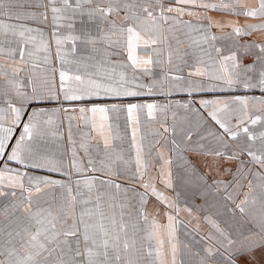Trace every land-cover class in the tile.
Segmentation results:
<instances>
[{
  "label": "snow or ice",
  "instance_id": "obj_1",
  "mask_svg": "<svg viewBox=\"0 0 264 264\" xmlns=\"http://www.w3.org/2000/svg\"><path fill=\"white\" fill-rule=\"evenodd\" d=\"M0 264H264V0H0Z\"/></svg>",
  "mask_w": 264,
  "mask_h": 264
}]
</instances>
